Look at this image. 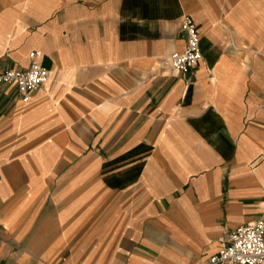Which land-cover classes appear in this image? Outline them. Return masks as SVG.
Returning a JSON list of instances; mask_svg holds the SVG:
<instances>
[{
	"label": "crops",
	"instance_id": "1",
	"mask_svg": "<svg viewBox=\"0 0 264 264\" xmlns=\"http://www.w3.org/2000/svg\"><path fill=\"white\" fill-rule=\"evenodd\" d=\"M33 61L0 84V264H206L260 218L264 0H0V68Z\"/></svg>",
	"mask_w": 264,
	"mask_h": 264
},
{
	"label": "built area",
	"instance_id": "2",
	"mask_svg": "<svg viewBox=\"0 0 264 264\" xmlns=\"http://www.w3.org/2000/svg\"><path fill=\"white\" fill-rule=\"evenodd\" d=\"M185 35V46L180 52H172L164 59L179 72H186L200 58L199 35L189 16L181 23ZM31 57L38 55L32 52ZM49 71L36 62H31L27 69L0 68V84L14 85L23 99L43 84ZM206 264H264V208L262 215L255 222L233 228L226 243L211 255Z\"/></svg>",
	"mask_w": 264,
	"mask_h": 264
}]
</instances>
